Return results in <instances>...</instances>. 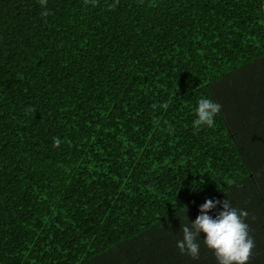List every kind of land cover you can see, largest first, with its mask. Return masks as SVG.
Returning <instances> with one entry per match:
<instances>
[{"label": "trees", "instance_id": "1", "mask_svg": "<svg viewBox=\"0 0 264 264\" xmlns=\"http://www.w3.org/2000/svg\"><path fill=\"white\" fill-rule=\"evenodd\" d=\"M263 104L264 0H0V264H183Z\"/></svg>", "mask_w": 264, "mask_h": 264}, {"label": "clouds", "instance_id": "2", "mask_svg": "<svg viewBox=\"0 0 264 264\" xmlns=\"http://www.w3.org/2000/svg\"><path fill=\"white\" fill-rule=\"evenodd\" d=\"M42 6H46L47 0H39ZM89 0H85L87 4ZM93 4L96 0H92ZM119 0H116L118 3ZM116 4L109 7L114 10ZM50 13L45 10L41 16L47 17ZM221 105L207 98H201L195 109L196 119L193 128L196 132L202 126L214 127L215 116L220 113ZM29 110H26V114ZM35 111V109H31ZM60 138H53V146L59 147ZM222 204V210L215 217L208 213ZM248 217L246 210H238L232 207L228 199H207L199 206V214L194 221L181 226L182 239L177 241V247L181 254L190 256L193 260L200 258V238L203 232L204 245L214 252L217 264H248L251 260L255 242L249 234V225L245 222Z\"/></svg>", "mask_w": 264, "mask_h": 264}, {"label": "crops", "instance_id": "3", "mask_svg": "<svg viewBox=\"0 0 264 264\" xmlns=\"http://www.w3.org/2000/svg\"><path fill=\"white\" fill-rule=\"evenodd\" d=\"M252 111L255 113V119H250V121L240 120L239 123H237L240 130H243V141L247 142L251 140L250 145L248 146L247 143V146L256 147V149L251 150L249 153L245 152V155L243 153L245 157L255 158V160L253 159V163L249 161L247 166L249 170L248 174L240 182L233 183L230 186L231 189H226L223 194H215L207 198L220 201L228 199L232 207L248 212V217L245 222L249 225V234L255 242V248L248 264H264V205L259 192L264 184V173H260L264 171V104L263 106L256 105ZM256 140H258L259 143H257ZM258 161H261L262 169L256 170L255 167H257ZM257 175L261 177H257ZM221 210L222 204H218L216 208L212 209L208 214L215 217ZM198 214L199 207L192 212L187 220L182 217L183 221L178 215V219L183 221L178 223V240L182 239L181 226L189 224V221H194ZM204 235L205 234L202 232L200 238H198L200 243V258L198 260H193L190 256L181 254L178 248V261L183 262V264H217L214 252L208 249L203 243Z\"/></svg>", "mask_w": 264, "mask_h": 264}]
</instances>
